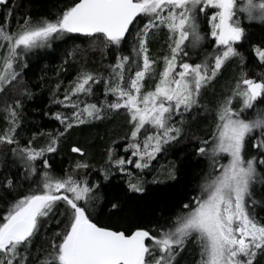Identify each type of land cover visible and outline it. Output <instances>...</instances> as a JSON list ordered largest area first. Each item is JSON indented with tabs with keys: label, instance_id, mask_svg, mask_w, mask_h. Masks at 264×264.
Masks as SVG:
<instances>
[{
	"label": "snow or ice",
	"instance_id": "obj_1",
	"mask_svg": "<svg viewBox=\"0 0 264 264\" xmlns=\"http://www.w3.org/2000/svg\"><path fill=\"white\" fill-rule=\"evenodd\" d=\"M10 3L0 0L7 9L0 20V94L19 87L20 95L31 99L20 79L28 56L72 38L69 34H80L93 47L114 50L115 63L106 66L107 76L81 69L63 100H53L72 111L51 113L63 131L49 133L44 147L34 146L35 133L27 143L21 142L22 100L6 103L3 111L9 127L0 131V145L12 146L8 150L12 161L9 164L6 152L0 171L19 165L22 180L30 186L23 189L10 171L0 178V200L7 206L0 212V264H180L190 243L199 249L192 264H259L258 258L264 257V217L256 207L264 206V200H258L253 189L256 184L264 188V107L256 108L264 101V75L242 76L214 109L201 105L200 98L222 69L241 57L238 44L246 38L245 20L264 25V0H71L54 17H23L16 30L11 27L15 6L8 7ZM209 35L213 50L201 54ZM160 37L166 51L153 59L151 44ZM255 52L264 63V47ZM149 76L155 87L148 85L150 90L144 91ZM99 83L104 84L105 97L99 105L79 100L81 94L91 95ZM199 107L215 112L211 135L195 148L198 157L209 161L208 170L195 194L151 228L129 220L120 223L119 203H112L107 212L118 226L99 223L95 219L99 185L76 175L90 165L78 161L73 172L58 174L46 155L57 151L74 125L124 110L130 129L122 139L124 152L131 156H117L109 146L100 171L105 180L113 171L131 176L126 165L133 164L132 158L136 169L149 168L158 154L180 141L187 115ZM71 150L84 155L80 147ZM176 172L177 167L171 166L168 178L175 180ZM145 183L129 182L128 189L143 193ZM53 220L58 230L51 237L50 251L41 256L38 248L33 253L34 238Z\"/></svg>",
	"mask_w": 264,
	"mask_h": 264
},
{
	"label": "trees",
	"instance_id": "obj_2",
	"mask_svg": "<svg viewBox=\"0 0 264 264\" xmlns=\"http://www.w3.org/2000/svg\"><path fill=\"white\" fill-rule=\"evenodd\" d=\"M71 0H11L8 7H13L11 16V27L16 30L17 21L28 15L32 17L50 16L54 17L58 11L69 5ZM7 11L0 6V20L4 19ZM246 27V38L238 44L241 57H237L228 63L218 75L215 82L201 96L200 104L215 108L217 102L227 95H231V90L236 86V81L242 76L248 78H260L264 75V63L260 62L256 55V47H264V25L259 23L244 22ZM207 27V26H205ZM72 38L65 37L63 40L56 41L50 49L40 50L35 55L27 58L28 67L23 70L21 80L32 94V98L20 95L22 89L10 88L6 93L0 94V130L5 127V112L3 111L6 103H12L15 99H21L23 107L18 110L19 120L22 127L19 129L18 138L22 143H27L33 139V134H37L33 144L35 147H44L49 142V133L55 134L63 131V126L51 115V113L61 112L70 115L72 109L65 108L61 104L53 103L54 99L63 100L66 90L70 91L71 82L76 80L77 74L81 69H87L107 76L106 66L115 63L114 50L105 51L102 46L93 47L90 40L76 34H69ZM210 38L202 49L201 54L207 51L210 46ZM164 38L160 37L151 44L152 58L156 59L166 51ZM162 62L159 68L162 69ZM17 71H21L17 66ZM158 77V71L155 79ZM154 79L149 76L144 91L150 90L148 85L153 87ZM59 85V87H57ZM91 95L81 94L79 100L86 103L100 104L105 99L104 84L93 85ZM110 99H115L110 97ZM76 100V97H73ZM82 106V105H81ZM264 107V101L256 105V108ZM251 110L250 115L254 114ZM48 112L50 115L45 116ZM124 111L109 113L105 118L87 122L82 125H74L72 129L64 134V137L57 145L55 153H46L52 168L58 173L65 171L73 172L74 165L78 161H86L90 167L80 169L76 175L86 176L94 184H98L99 201L96 204L95 219L101 223L112 227L118 226L114 217H109L107 212L112 203H119L121 212L119 216L132 223L151 228L153 224L163 223L164 219L173 214L178 205L195 194L201 176L208 170L209 161L204 157H198L195 148L199 146L200 140L207 139L214 128L215 112H206L205 107L194 108L187 115L184 122V136L174 145L166 148L165 152L158 154L152 161L149 168L143 171L138 170L133 164L126 165L131 176L119 171H113L108 179H104L100 171L107 159V149L109 146L115 148L117 156L130 157L131 152H124L126 141L122 139L129 133L130 126ZM43 133V135H41ZM258 135V133H257ZM113 141L116 144L113 145ZM80 147L84 155L73 153L72 147ZM12 146L0 145V160H4L5 153L8 152V162L11 164L12 157L9 148ZM255 150L253 149L252 152ZM224 162V161H222ZM177 167L176 179L168 178L171 166ZM11 172V175L23 183V189H27L29 181L22 180L23 169L19 165L14 168H5L0 171V178L4 174ZM157 178L160 183H152ZM139 180L146 181L143 193L132 192L128 189V183H137ZM22 189V191H23ZM258 200H264V188L256 184L253 189ZM11 197V193L8 194ZM6 202L0 200V212L6 211ZM256 213L264 217V206L258 205ZM59 218V217H57ZM49 222L45 221V224ZM59 227H63L60 225ZM58 230V226L53 220L45 228L41 227L39 234L34 238L32 252L36 253L40 249L43 256L50 251L51 237ZM47 236V239H46ZM199 249L194 243L188 245V251L184 253V258L180 264H192L193 258L198 256ZM259 264H264V257L258 258Z\"/></svg>",
	"mask_w": 264,
	"mask_h": 264
},
{
	"label": "rangeland",
	"instance_id": "obj_3",
	"mask_svg": "<svg viewBox=\"0 0 264 264\" xmlns=\"http://www.w3.org/2000/svg\"><path fill=\"white\" fill-rule=\"evenodd\" d=\"M208 27V26H207ZM213 49L211 48H209L207 51L208 52H211ZM159 78V75H158V77H157V79ZM154 85H153V87H152V89H154V87H155V83H153ZM146 91H148V90H146ZM234 106L237 108V109H239V107H240V101L239 100H236V101H234ZM124 111V110H123ZM255 111H256V109L254 110V114H255ZM124 116L127 118V116H126V112L124 111ZM253 114V115H254ZM6 127H9V125L6 123L5 124V127L4 128H6ZM3 128V129H4ZM3 129H1L0 131H2ZM227 161L226 160H224V163H226ZM127 178H128V175H127Z\"/></svg>",
	"mask_w": 264,
	"mask_h": 264
},
{
	"label": "flooded vegetation",
	"instance_id": "obj_4",
	"mask_svg": "<svg viewBox=\"0 0 264 264\" xmlns=\"http://www.w3.org/2000/svg\"><path fill=\"white\" fill-rule=\"evenodd\" d=\"M209 38H210V41H211V43H210V45H211L212 43H214V41L212 40L210 35H209Z\"/></svg>",
	"mask_w": 264,
	"mask_h": 264
},
{
	"label": "water",
	"instance_id": "obj_5",
	"mask_svg": "<svg viewBox=\"0 0 264 264\" xmlns=\"http://www.w3.org/2000/svg\"><path fill=\"white\" fill-rule=\"evenodd\" d=\"M76 35H80V34H76ZM81 36V35H80Z\"/></svg>",
	"mask_w": 264,
	"mask_h": 264
}]
</instances>
